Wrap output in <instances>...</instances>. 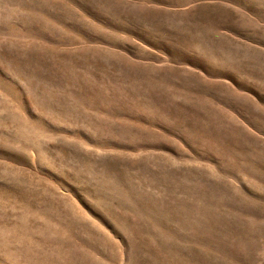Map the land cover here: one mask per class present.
<instances>
[{
  "label": "rangeland",
  "instance_id": "1",
  "mask_svg": "<svg viewBox=\"0 0 264 264\" xmlns=\"http://www.w3.org/2000/svg\"><path fill=\"white\" fill-rule=\"evenodd\" d=\"M0 264H264V0H0Z\"/></svg>",
  "mask_w": 264,
  "mask_h": 264
}]
</instances>
